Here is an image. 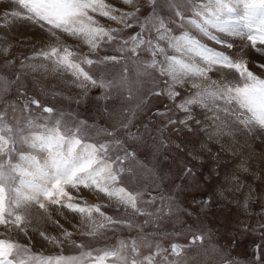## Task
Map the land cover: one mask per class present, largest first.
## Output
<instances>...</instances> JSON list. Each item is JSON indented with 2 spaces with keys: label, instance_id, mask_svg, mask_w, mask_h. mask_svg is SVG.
<instances>
[{
  "label": "snow or ice",
  "instance_id": "6c2138e0",
  "mask_svg": "<svg viewBox=\"0 0 264 264\" xmlns=\"http://www.w3.org/2000/svg\"><path fill=\"white\" fill-rule=\"evenodd\" d=\"M12 2L17 6L11 11L13 19L34 23L46 29L52 38L46 48L30 58L39 59L40 63L21 62V68L70 74L72 83L85 96L91 89H101L99 99L107 100L111 90L129 85L130 62L137 77L148 76L151 70L165 78L163 91L153 94L166 93L174 102L179 98L175 107L184 113V119L169 118V124L187 126L194 119L193 108L198 107L204 110L207 122L204 131L209 140L232 136L231 124L249 132L264 131V78L250 70L246 59L235 58L203 43L192 31L197 30L229 50L234 45L213 30L239 37L248 42L245 47L264 54V0H166L174 16L179 18L176 29L156 11L158 0H146L151 5V15L142 20L137 16L138 0H121L123 5L130 6L128 9H121L108 0ZM102 19L117 26H108ZM9 22L5 12L4 23ZM136 24L140 31L126 38L121 35L124 29ZM62 36L75 38L81 49L63 43ZM104 45H117L118 55L91 58ZM83 46L87 47L88 54L82 51ZM7 51L5 48L4 52ZM141 53H147L149 59L141 60ZM108 62L121 65L117 76L106 78L102 73L96 77L87 70ZM258 66L264 69V63ZM214 71L218 79L211 77ZM232 72L237 74L236 81L229 78ZM10 83L0 77L4 91ZM184 85H189L191 90L181 97L177 88ZM128 98L131 99L130 91ZM30 105L42 107L41 101L33 97L22 104L19 112L14 104H6L0 110V226L5 233L16 231L27 236L34 208L42 210L43 219L57 225L59 221L52 219L54 212L67 209L78 214L84 226L81 234L89 237L120 225L141 231L130 241L121 240L115 246L99 250L72 241V233L67 230L61 233L62 238L39 231L41 237L57 247L65 242L73 244L80 249L75 255L37 254L4 235L0 238V264H182L187 245L171 242L169 247H164L159 239L150 241L143 234L142 225L135 222L140 216L146 218L144 225L158 224L165 215L176 211L170 197L151 195L147 188L130 190L124 185V174L133 172L127 162L135 159V153L107 129H99L96 134H106L111 140L92 142L85 121L68 124L63 113L57 114L49 106H43L39 115H33ZM26 112L28 115H23ZM194 123L200 125L201 121L194 120ZM121 127L128 128V124L122 123ZM230 179L238 183L235 175ZM83 190L97 196L102 194L110 206L122 208L130 215L124 218L108 215L102 210V204L84 200ZM257 227L264 229V224ZM203 240V235H193L191 243ZM260 247L256 246L257 252ZM256 259H260L259 255ZM224 264L236 262L226 259Z\"/></svg>",
  "mask_w": 264,
  "mask_h": 264
},
{
  "label": "rangeland",
  "instance_id": "374dc122",
  "mask_svg": "<svg viewBox=\"0 0 264 264\" xmlns=\"http://www.w3.org/2000/svg\"><path fill=\"white\" fill-rule=\"evenodd\" d=\"M108 2L121 9L130 7L123 5L121 0ZM138 3L139 19L151 15V5L146 0H138ZM16 9L12 0H0V77L11 82L6 91L0 86V110L6 104H14L19 112L22 104L34 97L41 101L42 107H53L57 114L63 113L68 124L85 121L92 142L112 139L106 134L97 135L99 129L113 132L126 148L135 153V159L127 162L133 172L124 174V185L130 190L147 188L151 195L170 197L176 209L174 214L165 215L158 224L144 225L146 218L140 216L135 218V222L142 225L143 234L150 241L159 239L164 247H169L171 242L187 245L182 254V264H224L226 259L236 264H264V229L257 227L264 224V131L254 129L249 132L229 121L232 136L209 140L208 133L204 131L207 124L204 110L198 107L193 108L194 119L188 121L187 126L169 124V118L177 121L184 119V113L175 107L179 98L174 102L166 93L153 94L163 91L165 78L151 70L148 76L137 77L130 62L129 85L111 90L107 100L99 99L101 89H91L85 96L72 83L70 74L32 72L21 68V62L40 63L39 59L30 58L46 48L52 38L46 29L34 23L13 19L11 11ZM156 11L171 22L174 29L177 28L179 18L174 16L166 0H158ZM5 12L10 21L7 24L4 23ZM102 22L117 26L106 19H102ZM138 31L139 25L136 24L124 29L121 35L126 38ZM192 31L203 43L235 58L246 59L250 70L264 78V69L258 66L264 63V54L250 46L245 47L248 44L246 40L213 30L217 36L234 45L229 50L224 45H216L215 41L204 37L197 30ZM61 40L73 49H81L75 38L62 36ZM5 48L8 49L7 53L4 52ZM116 48L117 45H104L91 58L118 55ZM82 51L88 54L86 46L82 47ZM140 58L146 60L149 55L141 53ZM87 70L96 77L103 73L106 78H112L120 73L121 65L108 62ZM210 75L213 79L219 78L215 71ZM229 78L236 81L238 77L232 72ZM177 90L184 97L191 89L189 85H184ZM129 91L131 99L128 98ZM42 107L30 105V111L33 115H39ZM194 120H200L201 124L197 125ZM122 123H127L128 128L121 127ZM233 175L238 178V183L230 179ZM81 195L89 203L102 204V210L114 218L130 215L122 208L110 206L102 194L97 196L89 190H83ZM65 210L71 215V220H63L61 217L64 213L59 216L54 212L52 219L59 221L57 225L43 219L42 210L34 208L35 226L31 225L34 227L32 233L30 228L27 236L16 231L5 233L3 226H0V238L7 235L37 254L75 255L80 249L73 244L65 242L62 247H57L41 237L39 231L61 237V233L67 230L72 233V241L96 250L115 246L121 240L130 241L141 231L120 225L96 237H89L81 234L84 226L80 216ZM193 235H203L204 240L192 244ZM258 244L261 247L257 252ZM257 255L259 260L256 259Z\"/></svg>",
  "mask_w": 264,
  "mask_h": 264
},
{
  "label": "crops",
  "instance_id": "0c3cea01",
  "mask_svg": "<svg viewBox=\"0 0 264 264\" xmlns=\"http://www.w3.org/2000/svg\"><path fill=\"white\" fill-rule=\"evenodd\" d=\"M62 211H64V212H62ZM65 212H66V210L63 209V210H61V212L58 213V215L60 216V213H64L61 218L63 220H71V215L69 213H65Z\"/></svg>",
  "mask_w": 264,
  "mask_h": 264
},
{
  "label": "bare ground",
  "instance_id": "6f19581e",
  "mask_svg": "<svg viewBox=\"0 0 264 264\" xmlns=\"http://www.w3.org/2000/svg\"><path fill=\"white\" fill-rule=\"evenodd\" d=\"M7 9H8V8H7ZM74 217H75V216H74ZM72 219H73V218H72ZM33 220H34V219H33ZM78 220H79V219H78ZM78 220H77V221H78ZM36 221H38V220H36ZM79 222H80V221H79ZM32 226H35V221L32 223ZM33 229H34V227H30V233L33 232V231H32Z\"/></svg>",
  "mask_w": 264,
  "mask_h": 264
}]
</instances>
